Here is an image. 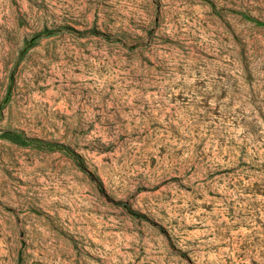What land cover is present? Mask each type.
<instances>
[{"label":"rangeland","instance_id":"rangeland-1","mask_svg":"<svg viewBox=\"0 0 264 264\" xmlns=\"http://www.w3.org/2000/svg\"><path fill=\"white\" fill-rule=\"evenodd\" d=\"M0 264H264V0H0Z\"/></svg>","mask_w":264,"mask_h":264}]
</instances>
